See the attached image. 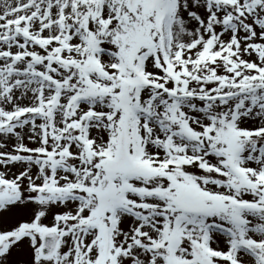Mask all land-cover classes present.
Returning <instances> with one entry per match:
<instances>
[{
	"label": "snow or ice",
	"instance_id": "6c2138e0",
	"mask_svg": "<svg viewBox=\"0 0 264 264\" xmlns=\"http://www.w3.org/2000/svg\"><path fill=\"white\" fill-rule=\"evenodd\" d=\"M0 264H264V0H0Z\"/></svg>",
	"mask_w": 264,
	"mask_h": 264
}]
</instances>
